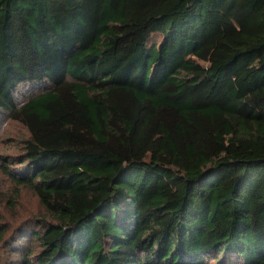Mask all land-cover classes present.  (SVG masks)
<instances>
[{"label": "trees", "instance_id": "1", "mask_svg": "<svg viewBox=\"0 0 264 264\" xmlns=\"http://www.w3.org/2000/svg\"><path fill=\"white\" fill-rule=\"evenodd\" d=\"M0 114V264H264V0H0Z\"/></svg>", "mask_w": 264, "mask_h": 264}, {"label": "rangeland", "instance_id": "2", "mask_svg": "<svg viewBox=\"0 0 264 264\" xmlns=\"http://www.w3.org/2000/svg\"><path fill=\"white\" fill-rule=\"evenodd\" d=\"M161 36L155 35L152 41H159ZM205 64L204 62H202ZM27 87L18 92V99L25 97ZM27 137L26 128L18 121L6 118L0 114V158L13 161L12 157L20 154L23 141ZM1 163V162H0ZM12 171H17L19 166L9 163ZM46 212L34 192L24 186L16 185L0 166V260L5 261L9 256L17 228L26 220L45 216ZM16 237V236H15Z\"/></svg>", "mask_w": 264, "mask_h": 264}]
</instances>
